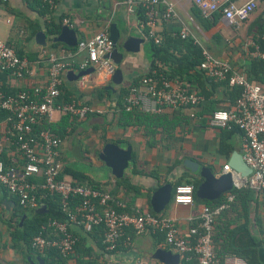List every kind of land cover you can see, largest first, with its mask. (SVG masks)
Masks as SVG:
<instances>
[{
  "label": "crops",
  "instance_id": "crops-1",
  "mask_svg": "<svg viewBox=\"0 0 264 264\" xmlns=\"http://www.w3.org/2000/svg\"><path fill=\"white\" fill-rule=\"evenodd\" d=\"M126 1L59 0L55 8L47 7L49 13L44 14L36 0H0V13L5 21L0 27V38L29 63L24 78L0 71V88L6 89L13 96L34 90L36 87L45 91L52 66L51 56H58L70 64V68L62 74L61 96L77 104L101 107L105 112L75 120L70 126L69 122L65 123L63 127L68 126L70 134L62 140L61 163L73 165V162H82L89 168L91 166L88 170L77 169L94 184L108 191L113 200L127 201L129 208L138 212L154 213L151 204L153 193L171 184L173 188L169 204L160 214H154L173 220L181 234L186 235L191 224L209 210V205L195 201L192 206H184L173 202L175 186L180 184L183 176L189 171L184 161L193 159L200 166L221 173L232 154L242 151L243 134L236 129L228 131L212 128L210 117L204 126L200 122L201 118L195 116L197 109L183 108L179 112L167 110L159 117L162 120L151 122V125H154V133L147 137L145 125L137 118L126 115L119 102V98L123 96L122 89L129 88L135 79L151 69L149 48L150 40H154L153 37L147 36L150 28L143 26L144 21L139 13L142 7H128ZM171 1L176 2L179 17L165 20L162 14L165 6L160 4L156 7L157 11L163 12H158L155 25H151V30L162 40L167 35L174 36L181 31L184 21H188L187 16L191 15L190 10L194 7L190 0ZM232 1L241 5L248 0ZM262 15L264 17V0L259 2L255 13L242 27L247 31L246 42L240 45L229 43V55L218 56L227 60L236 70L247 67L248 61L255 57L250 48L260 25L264 26L261 19L260 25L257 23V19ZM111 23L116 24L123 36L132 35L144 39L141 50L126 53L120 63L119 67L124 73L121 84L113 83V72H109L106 67L90 63L81 68L82 63L87 60V52L75 54L76 46L71 50L63 43L54 42L53 38L58 32L53 34L51 31L56 24L65 25L73 28L80 40L101 31L109 34ZM219 27L228 41L226 29L235 27L223 17ZM40 32L47 36L45 45L37 41ZM194 32L196 42L201 43L200 33ZM91 67L93 70L80 77L67 75L69 71L78 75ZM187 84L191 89L200 92L196 85L188 82ZM224 92V88L217 89L216 97L222 98ZM224 102L221 106L225 109L232 105L228 100ZM182 115L194 118L185 123L180 118ZM62 117L61 113L56 111L49 122L58 125ZM189 124H192L191 129ZM9 125L7 121L0 123V145L10 149L7 138ZM167 125H172L171 136L165 133L164 126ZM107 142L117 143L122 148L132 147L133 158L123 177L126 178L125 182L120 181L122 178H116L99 157ZM13 155L20 157L21 154L13 152ZM234 177L240 178L239 175ZM65 179L70 180V177ZM231 192L224 195L226 208L220 215L221 220L214 233L217 239V261L214 264H234L238 260L241 264H250L249 259L254 264H264V193L241 188L240 195L235 197ZM0 206V264L39 263L41 256L30 254L27 263L21 254L12 249V237L6 221L12 217L17 202L2 186ZM99 232L82 240L76 254L67 261L68 264H164L152 255L158 248L171 250L163 232L135 233L130 229L121 239L117 250L108 253ZM42 259L52 264L46 258ZM182 260L181 257L180 264Z\"/></svg>",
  "mask_w": 264,
  "mask_h": 264
},
{
  "label": "built area",
  "instance_id": "built-area-1",
  "mask_svg": "<svg viewBox=\"0 0 264 264\" xmlns=\"http://www.w3.org/2000/svg\"><path fill=\"white\" fill-rule=\"evenodd\" d=\"M59 0H42V3L55 8ZM200 8L204 15L209 16L218 11L231 25L241 27L247 22L259 6L261 0H248L238 5L232 0H190ZM164 4L162 13L165 20L179 17L177 4L171 0H127L128 7L140 6L145 10L147 21L144 27L150 28L149 36L156 43L162 38L151 30L157 20V6ZM178 36L196 37L193 25L197 24L192 15L187 16ZM3 16L0 13V21ZM65 23H67L65 21ZM113 49V42L108 32L101 31L89 38L80 39L75 47V54L86 51L87 64L106 67L113 72L115 67L106 55ZM264 60V53L258 49L253 54ZM49 83L45 91L36 87L33 93L23 91L16 96H6L0 92V110L9 111L12 116L7 122H13L14 128L27 133L33 125L41 124L50 119L54 112L70 114L79 119L89 115L105 112L97 106L77 104L75 102H59L61 97L62 74L70 68V64L62 58L52 55ZM29 69L26 59L19 57L16 50L0 38V70L12 71L18 78H24ZM200 69L216 83H227L230 88H242V95L235 104L226 109L216 110L210 116V126L214 129L240 130L243 134V158L252 169V174L246 179H236L234 188H251L264 193V84L251 83L245 75L237 73L225 59L213 56L208 49L203 50V60ZM156 72H147L139 81L132 83L129 92L124 96V106L127 110L139 107L152 113H164L167 110L176 111L182 108L194 107L205 100L199 92L191 89L187 82L180 79H170L157 76ZM21 158L25 165L21 168H8L0 158V186L20 200L24 208L39 209L40 200L48 196L59 195L65 201L63 210L68 214V221L61 223L51 221L44 228L45 235L34 238L32 248L37 251L55 249L62 256L69 258L76 251L77 239L70 233V227L83 229L87 234L95 229L104 231L103 245L108 253H114L121 239L128 230L135 233L163 232L166 243L171 250L187 260H195L196 264H214L217 261V248L214 239L216 220L226 208V204L216 211L207 210L190 226L188 233L182 235L173 220L159 217L148 212L129 213V205L125 201H115L106 193L86 187L76 186L71 180L59 179L61 169V140L49 130H41L27 139L21 138ZM2 149L0 148V156ZM229 170L228 166H225ZM45 177V183L38 185L30 179ZM41 191L40 197L38 192ZM195 188L191 184H178L174 188L173 202L178 205L192 206L194 204ZM233 199V196L230 197ZM80 200V206L75 211L70 210V201ZM113 203L115 206H113ZM2 208L0 207V214ZM238 260L234 264H241Z\"/></svg>",
  "mask_w": 264,
  "mask_h": 264
},
{
  "label": "trees",
  "instance_id": "trees-1",
  "mask_svg": "<svg viewBox=\"0 0 264 264\" xmlns=\"http://www.w3.org/2000/svg\"><path fill=\"white\" fill-rule=\"evenodd\" d=\"M36 1L38 2L39 7L43 9V13L48 14L49 10L47 9V6H45L42 3V0H36ZM159 12H163V10ZM190 12L197 24L198 29H202V32L205 35V37H202L201 43L196 42V39L193 36H189L187 38H181L178 35H174V36L167 35L164 38V40H162L160 43H156L153 39L150 40L149 51L151 53L150 54L151 69L149 70V72L151 73L156 72L158 74L157 75L158 77L162 76L170 79H180L183 80V82H188V83H192L193 85H196V87L200 90V92L199 91L197 92L202 94L205 97V100L197 106L187 107V108L197 109L198 112L195 114V116L200 117L201 124L206 126L209 117L216 110L225 109L221 106V104L225 103L224 102L225 100H228L232 105L235 104L236 100L241 97L243 89L239 87L230 88L227 83H223V84L216 83L213 80H211L204 71L200 69V65L203 60L204 49H208L213 56L218 57L223 54L226 48H229L230 44L224 37L219 27V22L222 18V13L216 11L211 15L206 16L203 14L201 9L197 8L195 5L190 10ZM139 13H141L140 16L142 21L146 22L147 15L145 14L144 9L140 8ZM259 19L264 21L263 15L257 19L258 25H260ZM60 27L61 24L54 25V28L51 29L52 33L55 34L59 32ZM197 27L193 25L194 31H196V33H199L200 31L197 29ZM263 35H264V26L260 25L259 29L255 34V41L252 44V47L250 48L251 52H255L258 49L260 52L264 53ZM70 49L74 50V47ZM235 71L237 73L245 75L246 79L251 83H261V84L264 83V60L260 57L251 58L248 61L247 67L245 66L242 69H237V70L235 69ZM2 72L9 75L11 74L13 75L12 71H2ZM140 78L141 77L135 79L133 83L139 81ZM220 88L225 89L224 92L225 94L223 95L222 98L216 97L217 89ZM33 91L34 90H30L29 92L33 93ZM0 92H3L6 96H13V94L8 92L6 89L0 88ZM128 92H129V88L122 89L123 96L121 97V99L119 98V102H121L120 103L121 109L126 112V115L137 118L138 121L140 120V122L143 123V125H145L146 128L145 134L147 135V137L148 136L150 137L151 133H154V130L152 131L154 125H151V122L162 120L159 119V117L163 115V113H152V111H144L139 107H134L131 110H127L124 106V96ZM59 102L71 103L70 101L66 100L65 96L63 97V95L60 97ZM181 110H183V108L177 110L176 112H179ZM61 115L63 117L60 123H58V125H53L51 122H49V119L46 118L41 124L33 125V128L27 133L20 132L14 128V123L16 120L10 122L9 133L7 135V138L9 139V143H10L9 145L11 148L10 149L4 148L0 145V148L2 149L0 158L6 163L7 167L9 169L13 167L21 168L20 165L22 166L25 165V161L21 158V155L20 157L18 155L16 156L13 155V152L17 154L19 153L21 154L20 151V144L22 142L21 138L25 140L29 136H32L35 133L40 132L41 130H49L53 134H55L58 138H60L62 144V140L65 139V137L68 134H70V130H68V126L66 127L63 126H65L66 122H69L70 123L69 126H70L71 123H73L75 120H78L79 118L72 116L70 114L61 113ZM11 116L12 114L9 111L0 110V123L3 121H7ZM192 117L193 116L182 115L180 118L185 123H189L191 119L194 118ZM171 126L172 125L164 126L165 133L168 134V136H171L170 135ZM173 128L175 130V126ZM61 144L59 148L60 150H61ZM61 165L62 166L59 172V179H65L66 177H70V180L73 181L76 184V186L86 187L110 195V193L106 191L102 186L98 184H94L92 181H90V179H88V177H86V175L81 170L75 168L74 165L70 163H61ZM196 175L197 174H192L190 171H188L183 176L182 180L179 183L191 184L194 186V188H196V186L202 181V179L198 178ZM30 181L38 185H42L45 183V177L44 176L32 177ZM120 181L125 182L126 178H122ZM4 189L6 190V188ZM240 191L241 189L235 188L231 193H233L235 197H238L240 195ZM40 193L43 192L41 191L38 192L39 197L41 195ZM110 196L113 198L112 195ZM14 197L17 202V207L13 212L12 217L6 221V225L8 226V231L12 237V249L16 253L21 254L27 263L30 254L32 255L37 254L42 258L43 257L46 258L52 264H68L67 261L76 254L82 240H84L85 237L93 236L94 234L96 235L97 234L96 232L100 231L99 233L102 238V241L104 239V231L102 228H97L95 229L94 233L87 234L83 231V229L70 227V233L73 234V236L77 239L76 251L73 256L66 258L62 256L61 253L55 249H51L48 251H37L32 248V242L34 238H36L39 235L46 236L44 232L45 231L44 228H47L51 221H58L61 223H66L68 221V214L63 210L65 201H63L59 195L51 196L49 194L48 196L40 200L42 201L41 205L42 206L45 205L47 207V212L38 213V209L31 210L28 208H24L20 204L19 198L16 196ZM223 199H224V195L219 200H215V201L200 200L194 194V201L208 204L209 211L211 212L216 211L220 206L225 204L223 202ZM80 205L81 204L79 199H75V200L73 199L70 201V210L73 212ZM113 206H115L114 203ZM127 211L129 213L138 212L135 209H131V208H128ZM152 214L155 215L154 213ZM24 216H26V218L22 223V219L24 218ZM220 217L221 216L219 215V217L216 220L215 229L218 223H220L221 220ZM195 225L196 223L191 224V226H195ZM214 239L216 242L217 239L215 235H214ZM249 262L250 264H254L250 259ZM182 264H196V261L187 260L186 258H183Z\"/></svg>",
  "mask_w": 264,
  "mask_h": 264
},
{
  "label": "water",
  "instance_id": "water-1",
  "mask_svg": "<svg viewBox=\"0 0 264 264\" xmlns=\"http://www.w3.org/2000/svg\"><path fill=\"white\" fill-rule=\"evenodd\" d=\"M109 36L113 42V49L109 52L106 57H109L114 64V71L112 73V81L116 84H121L124 80L123 69L119 67L126 53L139 52L141 50V43L144 41L143 38L135 37L132 35L123 36L119 31L115 23H111L109 27ZM46 34L40 32L37 36L38 43L46 44ZM54 42L63 43L67 47L73 48L76 46L78 38L75 30L68 26H61L58 34L53 38ZM93 68H88L75 75L73 71L68 72V76H82ZM101 161L106 167L112 171V174L121 179L124 177L126 171L130 167L132 161V147L122 148L117 143L107 142L104 145V149L100 154ZM185 167L192 173L202 179V181L195 188V196L200 200L215 201L219 200L223 195L231 192L234 189V183L239 175L240 179H246L252 174V169L247 165L243 158V151H235L229 163L225 166L229 167L227 170L224 166L223 172L217 173L206 166H200V164L193 160L187 159L184 161ZM234 172V173H231ZM173 186L168 184L153 193L151 204L152 210L155 214H160L164 208L169 204L171 200V191ZM47 212L45 205L38 209V213ZM22 219V223L24 222ZM153 258L164 264H180L181 255L174 253L171 250H165L158 248L153 253ZM39 263L32 264H48L46 260L40 258Z\"/></svg>",
  "mask_w": 264,
  "mask_h": 264
},
{
  "label": "rangeland",
  "instance_id": "rangeland-1",
  "mask_svg": "<svg viewBox=\"0 0 264 264\" xmlns=\"http://www.w3.org/2000/svg\"><path fill=\"white\" fill-rule=\"evenodd\" d=\"M3 22L4 21V17L2 19V21H0V27L3 26L2 24H4ZM242 27H244V24L239 28H230V29H226V36L228 37V41L230 40V44L233 43L234 45H240V44H244L247 40V31L245 29H242ZM199 33H200V36L201 38L202 37H205L204 33L202 32V29H199ZM198 33V34H199ZM3 41V40H2ZM147 43L149 44V41H147ZM247 43H249L247 41ZM229 49L230 48H226L225 51L223 52L222 55L220 56H227L229 55ZM191 126L192 124H189V128L191 129ZM73 165L75 168H79V169H82V170H88L91 168L87 167L85 164H83L82 162H73Z\"/></svg>",
  "mask_w": 264,
  "mask_h": 264
}]
</instances>
